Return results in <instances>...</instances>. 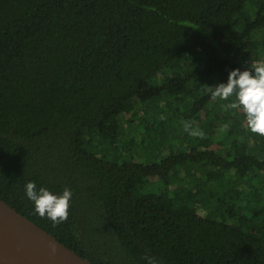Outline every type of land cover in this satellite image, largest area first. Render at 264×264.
I'll use <instances>...</instances> for the list:
<instances>
[{"label":"trees","instance_id":"obj_1","mask_svg":"<svg viewBox=\"0 0 264 264\" xmlns=\"http://www.w3.org/2000/svg\"><path fill=\"white\" fill-rule=\"evenodd\" d=\"M253 59L264 0H0V198L92 264H264V136L207 91Z\"/></svg>","mask_w":264,"mask_h":264},{"label":"clouds","instance_id":"obj_2","mask_svg":"<svg viewBox=\"0 0 264 264\" xmlns=\"http://www.w3.org/2000/svg\"><path fill=\"white\" fill-rule=\"evenodd\" d=\"M207 91L213 99H235L224 105L225 110L241 109L245 116V127L252 133L264 136V61L251 60L244 70L234 68L229 71L227 82L219 83L215 87L207 86ZM228 124L223 128L227 129ZM185 131H189L185 125ZM190 135L203 138V132L190 131ZM27 198L34 203V211L41 217H47L54 226L68 219L69 203L72 191L65 188L61 194H53L48 188H37L35 182L28 181L25 186ZM147 264H160L152 256H145Z\"/></svg>","mask_w":264,"mask_h":264},{"label":"water","instance_id":"obj_3","mask_svg":"<svg viewBox=\"0 0 264 264\" xmlns=\"http://www.w3.org/2000/svg\"><path fill=\"white\" fill-rule=\"evenodd\" d=\"M0 264H92L0 198Z\"/></svg>","mask_w":264,"mask_h":264},{"label":"rangeland","instance_id":"obj_4","mask_svg":"<svg viewBox=\"0 0 264 264\" xmlns=\"http://www.w3.org/2000/svg\"><path fill=\"white\" fill-rule=\"evenodd\" d=\"M150 187H152V186L150 185Z\"/></svg>","mask_w":264,"mask_h":264},{"label":"built area","instance_id":"obj_5","mask_svg":"<svg viewBox=\"0 0 264 264\" xmlns=\"http://www.w3.org/2000/svg\"><path fill=\"white\" fill-rule=\"evenodd\" d=\"M248 62V61H247Z\"/></svg>","mask_w":264,"mask_h":264}]
</instances>
